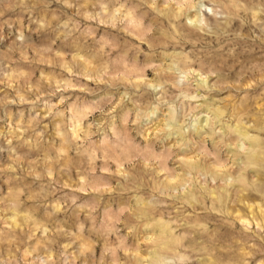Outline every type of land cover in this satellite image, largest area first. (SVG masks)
Returning a JSON list of instances; mask_svg holds the SVG:
<instances>
[{
    "label": "rangeland",
    "instance_id": "374dc122",
    "mask_svg": "<svg viewBox=\"0 0 264 264\" xmlns=\"http://www.w3.org/2000/svg\"><path fill=\"white\" fill-rule=\"evenodd\" d=\"M0 264H264V0H0Z\"/></svg>",
    "mask_w": 264,
    "mask_h": 264
},
{
    "label": "bare ground",
    "instance_id": "6f19581e",
    "mask_svg": "<svg viewBox=\"0 0 264 264\" xmlns=\"http://www.w3.org/2000/svg\"><path fill=\"white\" fill-rule=\"evenodd\" d=\"M200 131H201V129H200ZM200 131H199V132H200Z\"/></svg>",
    "mask_w": 264,
    "mask_h": 264
}]
</instances>
